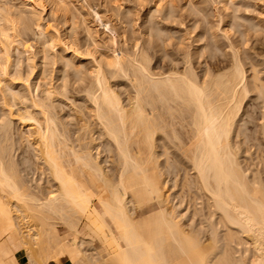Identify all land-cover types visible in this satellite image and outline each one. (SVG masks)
I'll return each instance as SVG.
<instances>
[{
	"label": "bare ground",
	"instance_id": "1",
	"mask_svg": "<svg viewBox=\"0 0 264 264\" xmlns=\"http://www.w3.org/2000/svg\"><path fill=\"white\" fill-rule=\"evenodd\" d=\"M232 1L216 0L223 11L216 31L229 53L223 41L204 43L207 34L178 67L165 43L172 34L166 39L147 24L153 12L176 9L172 0H155L139 37L130 36L129 46L122 37V50L100 44L70 0H0V264L59 257L71 264H264V67L257 51L254 59L241 49L256 35L262 45L264 10L255 13L263 19L246 15V26ZM47 11L63 33L44 27ZM24 30L32 43L20 38ZM154 47L167 71H154ZM216 51L229 55L228 67L214 65ZM48 66L58 70L54 83ZM68 84L78 87V101ZM251 100L255 110L245 111ZM62 105H73V114L58 113ZM13 123L26 128L17 133L19 153ZM171 178L179 191L162 199ZM143 208L149 211L136 215Z\"/></svg>",
	"mask_w": 264,
	"mask_h": 264
},
{
	"label": "rangeland",
	"instance_id": "2",
	"mask_svg": "<svg viewBox=\"0 0 264 264\" xmlns=\"http://www.w3.org/2000/svg\"><path fill=\"white\" fill-rule=\"evenodd\" d=\"M71 1V3H72V5L73 6H75L76 8H77V10H78V12H80L81 14H82V16L87 20V22H89V26H91L90 28H92L94 31H95V33H96V35H97V37H98V41L100 42V44H102V45H108L109 47H110V45L112 46V47H115V48H117V50H119V48L122 50V49H124V44L122 45V43H121V39H122V37H125V38H127L128 39V43H127V45L129 46L130 45V40H129V37L130 36H135V37H139L138 36V33L139 32H141L142 31V26H143V22H145L147 19H146V16H147V13L149 12L148 10L150 9V8H152L153 6H154V2H155V0H70ZM170 2H171V0H169ZM186 2H187V4H186ZM191 2H194V3H189V1H185V0H172V3L174 4H172L173 6H176V9H174L175 7H170L171 9H169V15L167 14L166 16H165V14L162 16L161 14L159 15V13H155V12H153L152 14H154V15H151V17H150V19H148L149 21V23H147L148 24V26H150V25H152V22L154 23V25H152V26H150V27H159V28H161V30H164V31H162V35L164 36V33L166 34L165 36H164V38H168V37H166V36H171L170 34H172V38L174 39H172L171 37H170V39L171 40H173L174 42H172L171 40L169 41V40H166L167 42H169V44H167V42H165L166 43V45H167V47H169L170 49H168L167 48V52H169V53H172V52H174V53H172V54H174V55H176L175 57L176 58H178V60H179V63H180V66H179V63H178V67H181V65H182V63L180 62L181 61V59H182V56H183V53H186L187 51H190L191 50V48H192V50L194 49L193 47H197V46H199V45H201L202 44V41L207 37L206 35L207 34H209V37H207L206 39H208V38H210V42H213V44H214V42H218L217 43V45H219V43H221L222 41L225 43H221L220 45L222 46V48H224L223 46L225 45V47H226V44L228 43V42H226V39L224 38V39H222L223 37H221L222 35H220V34H222L221 32H219L220 34H218V32L217 31H219L220 30V24H219V21L218 20H220V17H221V15L223 14V11H222V13H221V11L219 10H217V6L218 5H216V0H192ZM234 2L235 3H233V1L232 2H229V4H231V7L230 8H233V9H235L236 10V14H237V16H240V13H241V17L243 16V18H241L240 20H242L243 19V24H244V22H245V17H246V15H247V17L248 16H250V18L251 19H253V15L255 16V17H258L257 19H263L264 18V14H262L261 15V13H263L262 12V10H264V0H260V1H256V0H234ZM91 5H90V4ZM189 3V4H188ZM191 4V5H190ZM193 4H195V5H193ZM236 4H238V5H236ZM244 4V5H243ZM185 5H187V6H185ZM192 5H193V7H192ZM234 5H235V7H234ZM242 5V6H241ZM89 6H91V7H89ZM113 6H118V7H116V9L118 10V9H120L121 8V6H122V8H121V12H127V15H126V12H125V14L123 15V16H125L124 18H120L117 14L118 13H115L117 10H113V9H115V7H113ZM119 6H120V8H119ZM181 6V7H180ZM230 6V5H229ZM233 6V7H232ZM245 6V7H244ZM248 6V7H247ZM124 7V8H123ZM182 7H184L183 9L185 10V11H182L183 9H182ZM190 7H191V9L192 8H196V10L195 9H192L193 10V12H195V11H197L198 9H201V10H198V12H196V13H194L193 14V12L192 11H190ZM239 7H243L244 9H242V8H240V9H237V8H239ZM247 7V8H246ZM253 7V8H252ZM259 7V8H258ZM113 8V9H112ZM173 8V9H172ZM216 8V9H215ZM255 8V9H254ZM123 9V10H122ZM186 9H188V11H186ZM232 9V10H233ZM248 9V10H247ZM249 9L251 10V11H249ZM174 10H175V12H174ZM177 10V11H176ZM179 10V11H178ZM231 9L229 10V11H232ZM237 10H240L239 12L237 11ZM243 10V11H242ZM256 10H258V11H261L260 13L259 12H257ZM130 11V12H129ZM132 11V12H131ZM201 11V12H200ZM203 11V12H202ZM245 11H247L248 12V14H246L247 12H245ZM253 11H254V13H253ZM174 13L173 14V17H171L172 16V13ZM182 12V13H181ZM185 12H187V13H185ZM188 12H189V14H188ZM190 12L192 13V14H190ZM219 12H220V14H219ZM244 12V13H243ZM128 13H130L129 15H128ZM133 15H132V14ZM134 13H136V16H137V18L135 17V15H134ZM202 13V14H201ZM203 13H205V14H203ZM230 13H232L233 14V12H230ZM235 13H234V15H232V18H233V22H234V19L235 18H237V20H239V17H236L235 16ZM238 13H239V15H238ZM255 13L256 14H258V15H260V16H262V17H260V16H256L255 15ZM157 14V15H156ZM243 14V15H242ZM251 14H252V16H251ZM116 15V16H115ZM159 15V16H158ZM171 15V16H170ZM189 15V16H188ZM192 15V16H191ZM204 15V16H203ZM218 15H220L219 17H218ZM131 16V17H130ZM139 16V17H138ZM154 16V17H153ZM171 18H170V17ZM201 16H202V18H201ZM223 16V15H222ZM42 17H43V25H44V27L46 26V25H52L53 27H55V28H57V29H59L60 31H61V33H63V29H64V27L62 26V23H60V20L59 19H54L53 18V16L51 15V13L49 12V11H47V13H45V14H43L42 15ZM118 17H119V19H118ZM127 17V18H126ZM157 17H159V18H157ZM169 17V18H168ZM235 17V18H234ZM246 17V19H248V20H251L250 18H247ZM255 17H254V19H255ZM132 18H136V20L134 19H132ZM140 18V19H139ZM145 18V19H144ZM163 18V19H162ZM204 18H206V19H204ZM129 19H131V20H129ZM138 19V20H137ZM156 19V20H155ZM203 19V20H202ZM122 20H124L125 21V23H124V21H122ZM127 20V21H126ZM132 20L134 21V24L132 23L131 24V22H132ZM153 20V21H152ZM159 21V20H161V22H162V24L160 23V21L159 22H156V23H159V24H157V25H155L156 23H155V21ZM163 20V21H162ZM165 20V21H164ZM137 21V22H136ZM128 22V23H127ZM240 22V21H239ZM209 23V24H208ZM236 23V22H235ZM238 23V22H237ZM160 24H161V26H160ZM240 24H242L241 22H240ZM243 24H242V26H243ZM247 23H245L244 25H246ZM131 25H133V26H131ZM163 25V26H162ZM207 25H208V28H210V26H211V28L210 29H212V30H210V29H208L207 28ZM218 25V26H217ZM247 26V25H246ZM164 29H163V28ZM202 27H206V29L208 30V32L206 31V29H204V28H202ZM219 27V28H218ZM244 27L245 26H243V29H244ZM131 28H132V31H131ZM134 28V29H133ZM168 30L169 29V31H173V30H175V31H173V32H170L169 33V31H166V30ZM216 29H217V31H216ZM241 29H242V27H241ZM44 30V29H43ZM79 30V29H78ZM202 30H205V31H202ZM136 31V33H134ZM166 31V32H165ZM202 31V32H201ZM221 31V30H220ZM24 32V33H23ZM23 32H21L22 33V35L20 36V38H25V39H29V41H30V43H32V31L31 30H28V31H23ZM77 32V31H76ZM81 31L79 30V32H78V35H77V38H79L80 40L83 38V34L82 33H80ZM168 32V33H167ZM176 32V33H175ZM205 33L204 35L202 34V36H201V33ZM211 32H212V34H211ZM80 33V34H79ZM132 33V34H131ZM217 33V35H215V34ZM134 34V35H133ZM178 34H183V35H178ZM198 34H200V35H198ZM198 35V36H197ZM215 35V36H214ZM179 36V37H178ZM211 36V37H210ZM217 36V37H216ZM220 36V37H219ZM237 36H238V34H237ZM237 36H236V34L234 35V36H232L231 37V41L232 42H235L234 44L236 45L237 43H240L239 41L241 40L240 39V37L238 36V38H237ZM177 37V38H176ZM182 38V39H185V40H180V41H178L179 40V38ZM194 37V38H193ZM198 38V40L199 41H197V38ZM213 37H215L214 39H213ZM196 38V39H195ZM202 39V41L200 40V39ZM204 38V39H203ZM255 38H257L258 40H255ZM260 38V39H259ZM188 39H189V41H188ZM193 39H194V42H193ZM216 39H218V40H220V41H218V40H216ZM175 40H177V41H175ZM213 40H215V41H213ZM233 40H236V41H233ZM259 40H261V36L259 35V36H254L253 37V41H252V39H251V41H250V43L248 42V44L246 45V46H241V49L242 48H246L247 50H249L248 52H249V54L252 56V55H255V53H256V51H257V53H256V55L255 56H257V61L259 62V60H261V62H259V66H260V68L261 67H264V55H262V54H264V43H262V42H264V41H262L261 42V44L262 45H258V44H260L258 41ZM191 41V42H190ZM201 41V42H200ZM205 41H207V40H204L203 42L204 43H209V39H208V41L207 42H205ZM255 41V42H254ZM176 42V43H175ZM196 42H197V44L198 45H196ZM199 42V43H198ZM252 42H254V43H252ZM171 43H172V45L173 46H169V45H171ZM191 43H193V44H191ZM195 43V44H194ZM201 43V44H200ZM175 44H177V45H175ZM181 44V45H180ZM183 44V45H182ZM251 44H257L259 47V50H258V48L256 47L257 45H255V47L252 45V47H251ZM36 45H38V44H36ZM35 44H34V46H36ZM148 45V44H147ZM179 45H180V47H179ZM219 45V46H220ZM33 46V50L34 51H38V46L37 47H34ZM55 46L56 47H54L55 49H54V51L56 50V51H59L63 46H62V44L61 43H56L55 44ZM187 46V47H186ZM189 46H191V48L189 47ZM220 46V47H221ZM227 46H228V44H227ZM248 46V47H247ZM249 46L251 47V48H253V49H248L249 48ZM260 46H262V48L260 47ZM183 47V48H182ZM78 48H79V51H81V50H83V48H80L79 46H78ZM148 48H150V47H148ZM174 48V49H173ZM180 48V49H179ZM185 49V50H182V49ZM187 48V49H186ZM188 48H190V50L188 49ZM153 49V48H152ZM150 50V49H148V50H150V51H148L149 52V54H151V56H153L152 57V61H151V65L153 66V67H155V69H154V71H156V72H158V70H159V72H164L163 70H166L167 71V69H164V67H163V65H161L160 66V63H158L157 61H160V59H161V56L160 55H158V54H161L160 53V51L158 52L156 49H155V47H154V49H155V51L154 50ZM176 49H179V50H176ZM225 49V48H224ZM257 49V50H256ZM263 50V52H262V50ZM191 50V51H192ZM242 50H244V49H242ZM252 50H254V51H252ZM151 51H152V53H151ZM258 51H260V52H258ZM154 52V53H153ZM175 52H177V53H175ZM179 52H181L182 53V55H180L179 54ZM226 52H227V47H226ZM251 52V53H250ZM252 52H254L253 54H252ZM261 52H262V54H261ZM216 54V56H218V57H221V58H223L222 60H221V58H218L219 60H217V58H215L214 60H212V62L214 63L215 61H217V66L219 67V68H225V67H228V63H229V59H230V57H229V55H223L221 52H219V51H216L215 52ZM227 53H229V52H227ZM155 56H154V55ZM178 54H179V56H181V57H179L178 56ZM262 56H261V55ZM162 55V54H161ZM156 56H158V57H156ZM228 56V57H227ZM39 54H36L35 55V57L33 58L34 60H33V62L36 64V69L38 70V68H39V66H41V65H39V62H40V60H39ZM154 57H156V60H154ZM254 59H256V57H254V56H252ZM157 58H158V60H157ZM226 58V59H225ZM24 59V58H23ZM227 59H228V62H227ZM39 60V61H38ZM194 62H195V64H194ZM224 62V63H223ZM263 62V63H262ZM220 63V64H219ZM224 65H223V64ZM26 64V63H25ZM25 64H24V66H25ZM193 64H194V67H198V63H196V61H193ZM197 64V65H196ZM216 63H214V65H215ZM227 64V65H226ZM245 66H247L248 64H247V61L245 60ZM261 64V65H260ZM165 66V65H164ZM167 66V65H166ZM165 66V67H166ZM216 66V65H215ZM216 66V67H217ZM224 66V67H223ZM58 67V65L56 66V68ZM160 67H163V68H160ZM248 67V66H247ZM41 68V67H40ZM47 68H50V69H48L47 71L48 72H46V73H48V75H47V77H48V82L49 83H54V81H51V79H53L54 78V76H56V74H57V72H58V68L56 69V68H53L52 66H48V67H46V69ZM166 68H168V66L166 67ZM246 68V67H245ZM259 68V67H258ZM26 67H23V70H25L26 71ZM56 69V70H55ZM198 70V69H197ZM260 70H262V73H264L263 71H264V69L262 68V69H260ZM24 71V72H25ZM50 84H48L47 86H49ZM53 86H57L56 84H52ZM72 85V86H71ZM68 86H70V87H73V84H68ZM67 86V87H68ZM69 87V88H70ZM77 87V86H76ZM76 87H73V88H70V89H68L67 91H71V89H72V91H73V89H74V91L75 92H73L74 93V95H75V98H74V101H78L76 98H78L79 96L81 97L82 96V94L80 93H78L77 92V90H78V87L76 88ZM77 89V90H76ZM115 90H116V87L114 88ZM118 90H119V92H120V89H117L116 91L118 92ZM67 91H66V93L65 94H67V98H69L68 97V95H69V92L67 93ZM79 94H77V93ZM118 92V93H119ZM56 93V92H55ZM71 93V92H70ZM72 93V94H73ZM72 94L71 95H69V96H72ZM58 95V94H57ZM56 95V96H57ZM74 95H73V97H74ZM78 95V96H77ZM55 97V96H54ZM58 97H60L59 99L61 100V102H63L62 104H66V100H64V99H62V97L60 96V95H58L56 98H58ZM79 97V98H80ZM121 97L123 98V95H121ZM56 98H54V99H56ZM64 98V97H63ZM78 98V99H79ZM70 100L72 99V98H69ZM62 100H64V101H62ZM72 101V100H71ZM254 100H251L248 104H246V105H248V106H245L244 108H245V111L247 110V111H249V112H251V110L253 111V110H255V108H253L252 106H253V102ZM253 102V103H252ZM250 103H252V104H250ZM251 105V106H250ZM255 105V104H254ZM21 106V105H20ZM20 106L17 104V107L18 108H20ZM73 105H71V107L70 106H68V108H66V106L64 105V107H63V105H62V107L60 106L59 107V111L57 110V112L58 113H61L63 110H64V113H66L67 114V112L69 113H72L73 114V112H71V110L69 111V109H73L72 111H74V106L72 107ZM249 106H250V109H249ZM15 107V109H18L16 106H14ZM248 107V108H247ZM62 108V111L60 110ZM61 111V112H60ZM63 112L61 113V114H64ZM58 115H60V114H58ZM252 127V125L250 124L249 125V128H251ZM22 128V129H21ZM23 130V131H22ZM13 131H14V133H13V137H14V141H15V146H17V147H15V148H17L16 149V151H18V152H16V153H19V151H20V149L18 150V148H20L21 146H22V143H21V145L19 144V142H21V137H17V135H21L22 136V132H25L24 134H26V128H23L22 126H20L18 123H13ZM15 132H16V134H15ZM17 133H19V134H17ZM18 139H19V141H18ZM16 142H17V144H16ZM20 145V146H19ZM189 170V169H188ZM182 172V171H181ZM181 175H178V179H179V177H180ZM171 184H172V186H171ZM170 187V188H169ZM170 190H169V189ZM175 190H177V188L178 187H173V180H172V178H171V181L170 182H168V184H167V187L165 188V190L166 191H164L165 193H166V195L169 193V195H170V193H175V192H177L176 190L174 191L173 189ZM168 190V191H167ZM183 190H186V191H184V192H187V194L186 193H183ZM174 191V192H173ZM178 191H179V188H178ZM180 191H182V195H188V190H187V188L185 189V188H183L182 190H180ZM165 193L163 194L162 193V199H166L167 197L169 198L170 196L169 195H165ZM166 196V197H165ZM185 196V197H186ZM94 205L98 208V209H100V206H99V204H98V202L97 201H94ZM169 205H171V204H168V206ZM172 207V205L169 207V208H171ZM149 211V209H147V208H143L142 210L141 209H137L136 210V215H140V214H144V213H147ZM58 231H59V233H62V229L61 228H59L58 229ZM35 248V247H34ZM29 252V251H28ZM80 257H83V256H80ZM34 260V259H33ZM39 260V259H38ZM41 260H43V259H40V262H42L41 264H71L69 261H67V258H65V257H59V258H52L51 260H48L47 261V263H44V261H41ZM37 261V260H36ZM40 262L38 261V264H40ZM46 262V261H45ZM30 262L29 261H24V262H22V264H29Z\"/></svg>",
	"mask_w": 264,
	"mask_h": 264
}]
</instances>
